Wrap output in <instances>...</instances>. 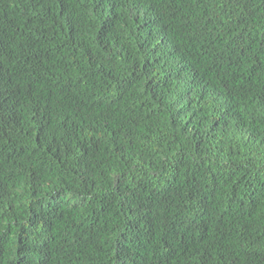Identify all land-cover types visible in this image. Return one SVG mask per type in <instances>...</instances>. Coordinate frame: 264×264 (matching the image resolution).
Segmentation results:
<instances>
[{"label": "trees", "instance_id": "1", "mask_svg": "<svg viewBox=\"0 0 264 264\" xmlns=\"http://www.w3.org/2000/svg\"><path fill=\"white\" fill-rule=\"evenodd\" d=\"M0 264H264V0H0Z\"/></svg>", "mask_w": 264, "mask_h": 264}]
</instances>
